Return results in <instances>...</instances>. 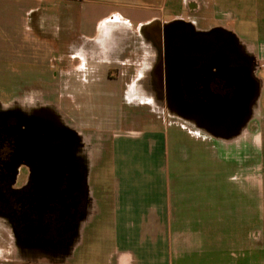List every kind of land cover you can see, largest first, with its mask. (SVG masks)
<instances>
[{"label":"crops","instance_id":"1","mask_svg":"<svg viewBox=\"0 0 264 264\" xmlns=\"http://www.w3.org/2000/svg\"><path fill=\"white\" fill-rule=\"evenodd\" d=\"M40 2L0 0V10L14 13L8 26H29L26 17ZM87 3L83 1L90 10H100ZM159 10L162 7L142 3L128 12L109 9L93 22L85 19L84 25L92 28L83 35L87 43L60 55L52 71L54 80L47 83L48 90L71 93L69 123L60 107L54 108L63 117L61 126L72 129L77 138L81 135L88 145L104 138L109 142V185L101 195L95 191L88 195L93 199V212L87 218L102 221L107 244L100 262H264V130L260 135L259 127L264 109L260 107L251 116L250 105L232 130L205 132L199 118L176 109L162 78L152 71L151 52L147 61L128 56L127 37L99 34L101 29L110 32L112 27L132 25L135 20L142 32L158 18ZM44 20L42 15L36 26H47ZM13 32V41L29 45L24 34ZM30 51L22 53L29 57L25 62L42 65L44 58L35 61ZM99 51L102 55L97 56ZM122 103L155 104L166 114L146 116L147 123L137 126L123 120ZM45 108L53 110L48 105ZM86 206L87 202L78 224Z\"/></svg>","mask_w":264,"mask_h":264},{"label":"rangeland","instance_id":"2","mask_svg":"<svg viewBox=\"0 0 264 264\" xmlns=\"http://www.w3.org/2000/svg\"><path fill=\"white\" fill-rule=\"evenodd\" d=\"M83 1H89L87 4L98 6L100 10L91 8V11L90 7L83 5ZM142 3H152L162 7V10L155 14L159 15L158 18L169 20L190 15L191 19H199L200 25L207 29L222 27L229 32L236 50L248 61L250 78L255 81V92L250 99L251 116H255L260 107L264 109V0H41L40 7L35 12L30 11L26 17L29 26L17 28L8 26L12 23L14 13L0 10V112L7 109L31 115L45 112L52 117V124L62 125L65 124L62 121L63 117L54 109L58 106L60 112L65 115L66 123H69L70 116L67 113L71 108V93L48 90L50 86L47 85L54 80L52 71L57 59L62 54L67 55L85 46L87 42L83 35L92 30L89 25H84L85 19L93 22L109 9L116 8L128 12ZM42 15L47 26L37 27V20ZM120 25L110 28V32L101 29L99 34L108 36L120 34L119 36L127 37L126 55L147 61L145 58H148L147 55L152 49L145 42L144 44L140 42L144 39L139 37L137 21L135 20L132 25L126 23ZM14 30L17 35L24 34L29 45H23L18 40L13 41ZM39 39L47 42L42 43ZM22 41L27 40L22 39ZM112 45L113 43L110 46ZM24 48L26 50L30 48V56L35 57L33 58L35 61L44 58L43 64L29 66L27 63L29 57L22 56ZM92 53L96 55V52ZM101 53L97 52V56L102 55ZM47 105L52 107L53 112L45 108ZM103 110L102 108V117H105L106 113ZM97 113L100 114L101 111ZM156 114L164 115L166 111L155 104L138 106L122 103L121 105L123 120L137 126L147 123L144 120L146 116ZM260 122L261 135L264 130V120L261 119ZM194 126L189 124L191 128ZM201 129L211 132L208 127ZM73 155L79 161L85 175L87 196L91 191L92 194L95 191L96 195H101L102 189L105 191L108 187L110 178L108 139L104 138L95 145H88L79 135ZM88 198L86 212L80 218L82 221L77 225V229L65 240L56 242L45 240L31 244L24 243L16 236L11 218L0 213V264H104L100 261L107 253V244L103 241L102 221L87 218L93 212L92 196ZM254 264H264V262H254Z\"/></svg>","mask_w":264,"mask_h":264},{"label":"flooded vegetation","instance_id":"3","mask_svg":"<svg viewBox=\"0 0 264 264\" xmlns=\"http://www.w3.org/2000/svg\"><path fill=\"white\" fill-rule=\"evenodd\" d=\"M190 17L157 18L139 37L152 49V71L176 109L228 132L246 116L255 92L250 65L229 32ZM44 113L0 112V213L26 244L65 240L87 202L85 175L73 155L78 138Z\"/></svg>","mask_w":264,"mask_h":264},{"label":"water","instance_id":"4","mask_svg":"<svg viewBox=\"0 0 264 264\" xmlns=\"http://www.w3.org/2000/svg\"><path fill=\"white\" fill-rule=\"evenodd\" d=\"M58 130H60V131H62L64 133H69L71 135V138H72L73 141L77 138L76 133L70 128H60Z\"/></svg>","mask_w":264,"mask_h":264}]
</instances>
